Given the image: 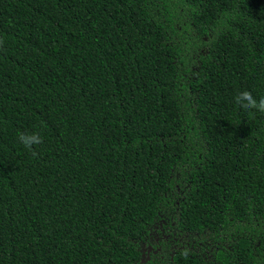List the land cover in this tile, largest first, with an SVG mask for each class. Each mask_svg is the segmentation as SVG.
<instances>
[{
  "label": "trees",
  "instance_id": "trees-1",
  "mask_svg": "<svg viewBox=\"0 0 264 264\" xmlns=\"http://www.w3.org/2000/svg\"><path fill=\"white\" fill-rule=\"evenodd\" d=\"M242 91L264 0H0V264H264Z\"/></svg>",
  "mask_w": 264,
  "mask_h": 264
},
{
  "label": "clouds",
  "instance_id": "clouds-1",
  "mask_svg": "<svg viewBox=\"0 0 264 264\" xmlns=\"http://www.w3.org/2000/svg\"><path fill=\"white\" fill-rule=\"evenodd\" d=\"M235 105L237 109L244 112L253 110L264 112V97L257 99L252 92L242 91L235 97ZM18 141L25 149L32 152L34 146L43 143V137L40 132H20L18 133Z\"/></svg>",
  "mask_w": 264,
  "mask_h": 264
}]
</instances>
